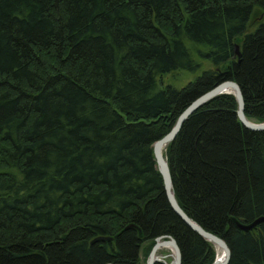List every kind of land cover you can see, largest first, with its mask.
<instances>
[{"label":"trees","instance_id":"1","mask_svg":"<svg viewBox=\"0 0 264 264\" xmlns=\"http://www.w3.org/2000/svg\"><path fill=\"white\" fill-rule=\"evenodd\" d=\"M225 80L264 122V0H0V264H146L168 235L182 264H212L153 145ZM237 109L209 100L165 154L180 206L226 240L229 264H264V222L238 226L264 217V130Z\"/></svg>","mask_w":264,"mask_h":264},{"label":"water","instance_id":"2","mask_svg":"<svg viewBox=\"0 0 264 264\" xmlns=\"http://www.w3.org/2000/svg\"><path fill=\"white\" fill-rule=\"evenodd\" d=\"M237 54H240L239 51V45H237ZM234 89V92L231 93L229 90ZM225 93H230L235 95L237 102H238V109L237 114L240 119V121L243 123L245 127L248 129L254 130V131H262L264 130V122H255L253 120H250L246 116L245 112V98L242 92V89L240 85L234 81V80H225L221 83H218L215 85L212 89L205 92L198 98H196L191 104L183 110V112L179 115L178 119L176 120L174 126L172 129L161 139L157 140L153 147H154V155H155V161L158 170L160 171L163 182H164V189L166 193V197L173 208V210L176 212V214L194 231H196L200 236H202L205 240L211 242L215 248H221L224 252V258L223 260L219 261L216 259L212 264H229L230 258H231V249L226 242V240L208 230L203 228L199 223H197L195 220H193L180 206L176 195H175V189H174V183H173V177L170 170V166L168 163V160L166 158L164 149L166 150L169 143H171L179 131L182 128L183 123L185 120L198 108L203 106L206 102L209 100ZM264 222V217H260L256 219L251 224H239V228L244 231H249L253 229L255 226H257L259 223ZM164 247H170L172 249V260L170 262L167 261L168 255H160L159 251ZM158 261H163L167 264H182V252L181 248L177 242V240L173 236H159L156 238L155 244L153 245L149 256L147 258L146 264H155ZM105 264H114V263H105Z\"/></svg>","mask_w":264,"mask_h":264},{"label":"rangeland","instance_id":"3","mask_svg":"<svg viewBox=\"0 0 264 264\" xmlns=\"http://www.w3.org/2000/svg\"><path fill=\"white\" fill-rule=\"evenodd\" d=\"M255 14L258 15V12H255ZM257 15H255V18L253 17V20L250 22L249 31L252 30L256 26V22L258 21ZM257 18V19H256ZM212 68V65L209 62H204L203 69L206 68ZM199 70L198 72L192 73L188 71H176L174 73H168L162 76L161 80L163 82V85H172L177 88H181L184 86L188 81L194 80L201 72L202 70ZM160 255H168L167 261H171L173 258L171 256L172 250L166 248L159 252Z\"/></svg>","mask_w":264,"mask_h":264},{"label":"bare ground","instance_id":"4","mask_svg":"<svg viewBox=\"0 0 264 264\" xmlns=\"http://www.w3.org/2000/svg\"><path fill=\"white\" fill-rule=\"evenodd\" d=\"M231 93H233L234 92V89H230L229 90ZM225 94H228V93H225ZM230 94V93H229ZM235 96V95H234ZM164 152L166 153V150L164 149ZM166 155V154H165ZM167 158V157H166ZM166 248H168V249H170V250H172L170 247H164V248H162L161 250H163V249H166ZM160 250V251H161ZM217 250V260H219V261H221V260H223V258H224V252H223V250L221 249V248H217L216 249ZM159 251V252H160ZM115 264V263H114Z\"/></svg>","mask_w":264,"mask_h":264}]
</instances>
